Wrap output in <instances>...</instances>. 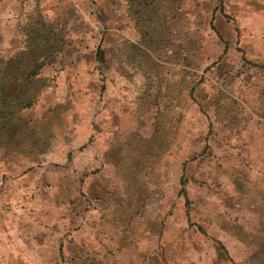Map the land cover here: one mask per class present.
<instances>
[{"label": "rangeland", "instance_id": "1", "mask_svg": "<svg viewBox=\"0 0 264 264\" xmlns=\"http://www.w3.org/2000/svg\"><path fill=\"white\" fill-rule=\"evenodd\" d=\"M44 41L0 264H264V0H0V68Z\"/></svg>", "mask_w": 264, "mask_h": 264}, {"label": "trees", "instance_id": "2", "mask_svg": "<svg viewBox=\"0 0 264 264\" xmlns=\"http://www.w3.org/2000/svg\"><path fill=\"white\" fill-rule=\"evenodd\" d=\"M48 45L44 41L38 43L37 48L31 46L0 68V119L3 124L6 125L15 113L31 103L32 97L26 92L27 82L51 57L47 53Z\"/></svg>", "mask_w": 264, "mask_h": 264}, {"label": "crops", "instance_id": "3", "mask_svg": "<svg viewBox=\"0 0 264 264\" xmlns=\"http://www.w3.org/2000/svg\"><path fill=\"white\" fill-rule=\"evenodd\" d=\"M11 257L10 254H7V253H3L2 255L0 254V260H8V258Z\"/></svg>", "mask_w": 264, "mask_h": 264}]
</instances>
